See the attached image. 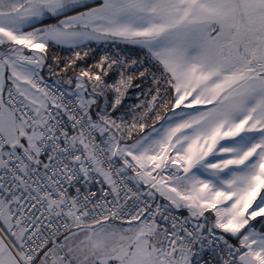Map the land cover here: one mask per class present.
Wrapping results in <instances>:
<instances>
[{
    "label": "snow or ice",
    "instance_id": "1",
    "mask_svg": "<svg viewBox=\"0 0 264 264\" xmlns=\"http://www.w3.org/2000/svg\"><path fill=\"white\" fill-rule=\"evenodd\" d=\"M90 42L115 52L57 94L41 75L49 46ZM148 75L144 112L117 123L111 112ZM96 177L110 189L100 199L69 194ZM126 180L167 203L132 193L129 204ZM257 218L264 228V0H0V264H194L205 241L218 264H264ZM189 219L204 223L189 230Z\"/></svg>",
    "mask_w": 264,
    "mask_h": 264
},
{
    "label": "built area",
    "instance_id": "2",
    "mask_svg": "<svg viewBox=\"0 0 264 264\" xmlns=\"http://www.w3.org/2000/svg\"><path fill=\"white\" fill-rule=\"evenodd\" d=\"M77 51H79L81 53V56L83 57V59H81V60H84L86 58H92L91 64H93L94 62H96L100 58L101 55H104L106 53L114 54L115 49L111 48L110 50H108V49L102 48L98 45H92L91 44V45H86V46L81 47V48L73 49L70 58H72L74 56V53ZM85 52L88 53L87 56H84ZM94 59H97V60H94ZM54 72H56V71H54ZM41 75L44 78L45 84H47L51 89L55 90L57 92V94L61 90L65 91V92H71L72 91L69 87L72 83L68 84L65 82L71 76H69L65 73H62L60 76H56V75L49 72V68L42 70ZM115 78H116V74L113 73L112 75L109 76L108 79L112 80ZM57 80L60 81L59 85L56 84ZM155 89H156V86L153 84V77L151 75H148L144 79L135 80L133 87L129 89L125 99L123 100V104L119 108V110H117L115 112H111L110 105H108V108H109V111L111 112L112 118L116 119L117 123H121L123 121V123H125L127 125H131L134 122L133 118L138 117L140 115V113L144 112L143 108H136L135 106L140 105L141 103H146L147 101H150L152 95L155 94ZM88 91L89 92L91 91L90 87L88 88ZM65 99L66 100H75V97L66 96ZM97 101H98L97 111H99L100 108L105 106V102H104L103 97L98 98ZM73 107H75V105H73ZM159 110H160V108L157 107V111H159ZM121 117H122V121H121ZM62 118L65 121H67L66 115L63 116ZM93 118L94 119L96 118L95 114H93ZM154 118H155V113H153L151 116H148V118L146 120L141 121V122H144L146 125H149L151 122H153ZM69 128H70V125H69ZM139 134L140 133H134L132 139L127 140V143L132 141ZM97 135H99V134L97 133ZM124 135L127 136V132H125ZM42 159H46V157H43ZM121 164H122V161H119L118 159L115 161L116 167H119ZM127 175L133 176L134 173L129 170ZM101 179L102 178H100V177H96L95 180H93L88 185H84L83 183H77L74 186H72L71 188H69V194L75 195L76 194V188H80L81 196L88 195V192L92 191V192L97 193L96 199H100L99 190L101 187H103L107 191H110V189L108 188V185H106V184L102 185L101 183L96 182L97 180H101ZM125 183L127 185V188L131 189V192L128 193L130 199L127 202L129 204H132V201L134 199V197H132V193L138 194L142 201H147L148 203H151L153 208H155V205L157 203H159V204L167 203L166 201H163L159 197H156L154 201L151 200L150 198H148L146 196V193L149 191V189L146 185H144L142 183L137 185V183L134 180H126ZM124 195H125V193L122 191L120 193L121 204L125 203V200L123 198ZM107 198H108V200L113 199V197L111 195H109ZM169 211L171 212L172 215L176 216L178 218V220H183V218L188 217V214L182 212L181 210L169 209ZM36 215L39 216L40 212L37 211ZM195 225H196V223L192 219H189V222L185 225V227H187V228H189V230H191ZM168 226L170 227L171 225L169 224ZM181 234H183V233H181ZM204 234L206 236L208 235L207 229L204 230ZM217 235H219V233H217ZM229 243H231L233 245L236 244L230 240H229ZM194 247L196 249V255L193 257L194 264H218L219 253H218V249L215 247V244H213L212 246H208L207 241H205V246L203 248H201V246L199 244L195 245Z\"/></svg>",
    "mask_w": 264,
    "mask_h": 264
},
{
    "label": "trees",
    "instance_id": "3",
    "mask_svg": "<svg viewBox=\"0 0 264 264\" xmlns=\"http://www.w3.org/2000/svg\"><path fill=\"white\" fill-rule=\"evenodd\" d=\"M119 48H120V47H119ZM110 49H111V48H109L108 50H110ZM120 49H121V48H120ZM72 50H73V49H67V50H62V51H60L59 53H58V52L55 53V55L51 58V60H49V62L46 64V66L43 68V70H44V69H47V68H49V67H51L52 70H53V72H54V71H59V69H57V67H56V61H57V60L60 62V68L62 69L63 66H64V64H65V63L67 62V60L70 58L71 53H72ZM122 52H123V51H122ZM94 56H95V55H94ZM142 56H143V54H140V55H134V56H130V57H131V58H140V57H142ZM91 59H92V58H86V59H84V60H79V61H77L75 69L70 70V71L66 72L65 74H67V75H69V76H71V77H74L75 72H77V71L79 70V68H81V67H86L87 65H90V64L92 63ZM94 60H97V59H94ZM146 67H147V65H146ZM74 83H75V79L73 78V80H72V84L69 86L71 90H74ZM153 191H154V190H153ZM156 197H158V196L156 195ZM161 199H162V198H161ZM162 200H164V199H162ZM164 201H165V200H164ZM166 202H167V201H166ZM182 212L186 213V209H184ZM186 214H187V213H186ZM253 224H254L255 226H257L256 228H258V230H264V228H262V221H261L260 218H257L256 221H253ZM254 225H253V226H254ZM227 239L237 244V242H236V240H235L234 238H232V237L229 236V237H227Z\"/></svg>",
    "mask_w": 264,
    "mask_h": 264
},
{
    "label": "crops",
    "instance_id": "4",
    "mask_svg": "<svg viewBox=\"0 0 264 264\" xmlns=\"http://www.w3.org/2000/svg\"><path fill=\"white\" fill-rule=\"evenodd\" d=\"M49 22H54V21H45V23H49ZM37 26H39V25H37ZM98 45V46H100V47H102V48H106V49H109V48H113V46L109 43V44H104V43H99V44H97L96 42H90V43H88L87 45ZM118 47H120L121 49H122V51H123V53L124 54H127L128 56H134V55H140V54H143L141 51H140V49H138V48H135V47H132V46H123V45H121V46H118ZM67 49H70V48H67V47H58V46H55V45H50L49 46V49H48V51H47V53H46V56H47V63L49 62V60H51V58L55 55V53H59L60 51H62V50H67ZM46 63V64H47ZM46 64H45V66H46ZM44 66V67H45ZM75 84H76V82L74 83V89H75ZM97 105H98V101H97V104L96 105H93V108H92V114H95L96 113V111H97ZM159 198H162V197H160L159 196V194L157 193L156 194ZM163 199V198H162ZM200 222H204V220L203 219H201V220H199ZM206 229V228H205ZM217 233H219V232H217Z\"/></svg>",
    "mask_w": 264,
    "mask_h": 264
},
{
    "label": "rangeland",
    "instance_id": "5",
    "mask_svg": "<svg viewBox=\"0 0 264 264\" xmlns=\"http://www.w3.org/2000/svg\"><path fill=\"white\" fill-rule=\"evenodd\" d=\"M160 110H161V109H160ZM160 110H159V111H160ZM161 111H162V110H161ZM161 114H163V113L161 112ZM150 124L152 125L153 122H151ZM150 124H149V125H150ZM149 125H148V126H149ZM151 125H150V126H151ZM147 131H148V129L146 128L145 132H147ZM141 135H142V134L140 133L135 139H133L132 141H130V142H128V143H133V142H135V140L140 139ZM186 213L188 214L187 210H186ZM188 215H189V214H188ZM192 220H193L194 222L197 221L196 219H192ZM198 222H199V223H202V222H200V221H198ZM198 222H196V224H197ZM203 223H204V222H203ZM252 225H254L253 222H252ZM253 227L256 228L257 226L254 225ZM256 229L258 230V228H256ZM219 234H220V233H219ZM236 242H237V241H236ZM237 243H238V242H237Z\"/></svg>",
    "mask_w": 264,
    "mask_h": 264
},
{
    "label": "bare ground",
    "instance_id": "6",
    "mask_svg": "<svg viewBox=\"0 0 264 264\" xmlns=\"http://www.w3.org/2000/svg\"><path fill=\"white\" fill-rule=\"evenodd\" d=\"M160 112H162V111L160 110ZM150 125H151V124H150ZM150 125H149V126H150ZM160 199H161V198H160ZM163 201H164V200H163ZM181 211H183V210H181ZM196 222H198V221H196ZM196 222H195V223H196Z\"/></svg>",
    "mask_w": 264,
    "mask_h": 264
}]
</instances>
